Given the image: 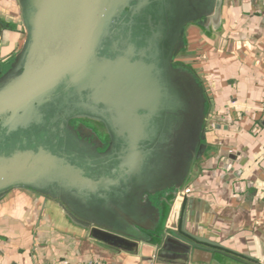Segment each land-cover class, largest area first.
<instances>
[{"label":"water","instance_id":"95a60500","mask_svg":"<svg viewBox=\"0 0 264 264\" xmlns=\"http://www.w3.org/2000/svg\"><path fill=\"white\" fill-rule=\"evenodd\" d=\"M18 2L26 37L0 76V195L13 188L43 194L110 237L134 234L115 224L110 210L126 225L137 222L145 191L172 189L174 217L181 206L175 193L203 151L205 129L203 91L174 56L183 29L215 18L222 0ZM72 118L101 123L108 148L93 152L69 127ZM67 140L92 159L107 155L103 174L59 151ZM184 220L185 212L181 231L189 235Z\"/></svg>","mask_w":264,"mask_h":264},{"label":"crops","instance_id":"0c3cea01","mask_svg":"<svg viewBox=\"0 0 264 264\" xmlns=\"http://www.w3.org/2000/svg\"><path fill=\"white\" fill-rule=\"evenodd\" d=\"M211 15L185 27L183 58L174 56L201 83L206 106L203 151L174 217V191L158 192L127 224L134 234L110 237L57 200L13 188L0 195L1 264H264V0H222ZM25 37L18 0H0V76Z\"/></svg>","mask_w":264,"mask_h":264},{"label":"rangeland","instance_id":"374dc122","mask_svg":"<svg viewBox=\"0 0 264 264\" xmlns=\"http://www.w3.org/2000/svg\"><path fill=\"white\" fill-rule=\"evenodd\" d=\"M184 29H183V32H184ZM176 57L177 59L179 58L178 59V62H179L180 58H183V52L179 51L176 54ZM182 67L184 68V66ZM184 69L189 70L188 72H190L191 76L195 79L196 85L199 88L201 87L200 90L203 91L201 83L199 82V80L195 78L196 76L193 73H191L190 68L186 66ZM205 107L206 106L204 104V112L206 111ZM166 115H167V112L165 110L160 111L159 114L155 116L157 117L156 119L157 122H163L161 118L165 119ZM68 125L71 129H73L77 133L78 137L84 139L91 145L93 152L94 150L97 152H101L104 149L108 148L110 140L106 132V129L103 127L101 123L96 122L91 119H87V118H74V119L72 118L68 120ZM36 134H31V135L29 134L26 140H29V141L33 140L32 137L30 136H34ZM39 142L40 140H34L33 141L34 144L32 146L35 147L36 145H38ZM72 142L73 141H69V140L65 141V145L63 147L60 146L59 151L63 152L67 157H69L70 160L75 161L79 159L80 166L86 171L95 170L96 174H103L104 172L103 170L106 168V166H108L107 164H108L109 159L105 160L107 159V155L105 156L103 155L104 157L99 158V159H92L93 156L90 157V154L88 153L89 151H87V149H85L83 145L81 148L79 146L72 145L71 144ZM116 152L117 150H115L113 154H115ZM75 153L78 155H76ZM113 163L114 162L112 161L110 164H113ZM155 193H152V191H145L144 192L145 200L143 199V201H147L149 198H152L153 196H155ZM108 210H110V208H108ZM98 212L102 213L101 211L96 210L95 215H98ZM110 212L115 216L114 217L115 220H113L115 224L119 223L120 226L123 225L124 228H129L128 225H124L125 224L124 221H122L121 218L117 216L113 208H111ZM108 215H111V214H108ZM138 218L140 219V216Z\"/></svg>","mask_w":264,"mask_h":264},{"label":"built area","instance_id":"2783aa9c","mask_svg":"<svg viewBox=\"0 0 264 264\" xmlns=\"http://www.w3.org/2000/svg\"><path fill=\"white\" fill-rule=\"evenodd\" d=\"M191 192L190 187H182L175 193V198L181 200L183 202L187 195ZM1 264V262H0ZM54 264H69V262L66 259H60L57 260ZM82 264H100L99 262L95 261H87Z\"/></svg>","mask_w":264,"mask_h":264}]
</instances>
